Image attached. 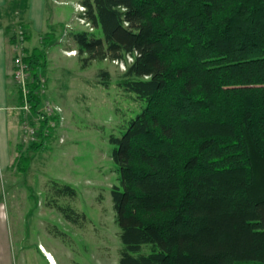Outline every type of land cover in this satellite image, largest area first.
<instances>
[{
    "label": "trees",
    "instance_id": "obj_1",
    "mask_svg": "<svg viewBox=\"0 0 264 264\" xmlns=\"http://www.w3.org/2000/svg\"><path fill=\"white\" fill-rule=\"evenodd\" d=\"M80 4L93 29L71 32L83 67L125 63L117 86L144 104L110 136L118 264H264V0ZM25 62L37 109L46 50ZM100 75L108 88L110 73ZM52 119L41 121L33 149L44 147ZM60 209L76 222L73 209Z\"/></svg>",
    "mask_w": 264,
    "mask_h": 264
},
{
    "label": "rangeland",
    "instance_id": "obj_2",
    "mask_svg": "<svg viewBox=\"0 0 264 264\" xmlns=\"http://www.w3.org/2000/svg\"><path fill=\"white\" fill-rule=\"evenodd\" d=\"M61 1L49 7L52 34L33 33L30 45L18 35L20 11L11 23L13 66L15 58L25 60L33 53V45L39 44L47 52L37 109L34 101H29V109L23 108L25 96L20 85L26 83L31 91L29 67L24 83L15 79L12 70L17 94L11 108L14 140L10 165L0 175V207L4 206L11 228V264H118L122 244L111 191L119 184V173L110 136H121L127 121L144 104L117 86L125 63L94 60L83 67L71 32L93 29L81 18V0ZM92 32L101 35L98 30ZM101 70L110 73L108 88L102 83ZM46 103L57 112L49 116L57 119L52 121L55 125L44 147L35 150V141L25 136L22 121L38 127ZM62 184L73 186L76 194L58 195L56 188ZM60 208L79 214L76 222L69 221Z\"/></svg>",
    "mask_w": 264,
    "mask_h": 264
},
{
    "label": "crops",
    "instance_id": "obj_3",
    "mask_svg": "<svg viewBox=\"0 0 264 264\" xmlns=\"http://www.w3.org/2000/svg\"><path fill=\"white\" fill-rule=\"evenodd\" d=\"M62 2L61 0H0V175L8 168L11 161L15 127L11 118V108L17 101L16 87L12 81L15 50L12 43L14 40L11 37L13 36L11 23L16 20L15 13L20 11L19 19L26 26L29 35L27 43L31 41L33 33L40 35L44 31L52 34L49 31V7ZM32 47L39 48V44ZM3 207H0V264H11V228Z\"/></svg>",
    "mask_w": 264,
    "mask_h": 264
},
{
    "label": "built area",
    "instance_id": "obj_4",
    "mask_svg": "<svg viewBox=\"0 0 264 264\" xmlns=\"http://www.w3.org/2000/svg\"><path fill=\"white\" fill-rule=\"evenodd\" d=\"M83 7V6H81ZM84 8V7H83ZM22 29V28H21ZM21 29L18 31V35L20 36L21 40H25L26 34L24 31H21ZM15 66H14V77L17 81L19 82H25L26 78L29 76V73H27L28 70V64L25 62L24 57H17L15 58ZM44 78H41V88L44 86ZM23 88L24 96H25V106L23 108L29 109L30 104H29V99H27L28 94L30 93L29 90L27 89V84L24 83L23 85H20ZM29 92V93H28ZM46 110L43 113L42 120H44L45 117H52L49 115H54L56 114L55 108H53L50 104L46 103ZM58 111L60 112V109L58 108ZM41 120V121H42ZM54 119L50 120V125L54 128V123L52 122ZM40 121V123H41ZM23 124V131L26 137L30 138L32 141L38 142L40 141V136H39V126L36 127L34 125L28 124L27 121H22ZM46 133L49 134V129L46 130Z\"/></svg>",
    "mask_w": 264,
    "mask_h": 264
},
{
    "label": "bare ground",
    "instance_id": "obj_5",
    "mask_svg": "<svg viewBox=\"0 0 264 264\" xmlns=\"http://www.w3.org/2000/svg\"><path fill=\"white\" fill-rule=\"evenodd\" d=\"M50 256V260H53V258L51 257V255H49Z\"/></svg>",
    "mask_w": 264,
    "mask_h": 264
}]
</instances>
